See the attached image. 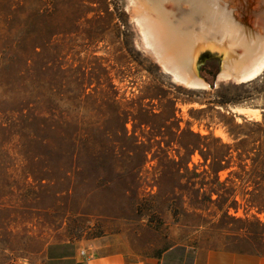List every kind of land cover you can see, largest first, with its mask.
<instances>
[{
  "label": "rangeland",
  "instance_id": "rangeland-1",
  "mask_svg": "<svg viewBox=\"0 0 264 264\" xmlns=\"http://www.w3.org/2000/svg\"><path fill=\"white\" fill-rule=\"evenodd\" d=\"M218 51L201 49L208 87L192 89L130 0H0V264L92 239L140 260L264 255V69L219 81Z\"/></svg>",
  "mask_w": 264,
  "mask_h": 264
},
{
  "label": "bare ground",
  "instance_id": "bare-ground-1",
  "mask_svg": "<svg viewBox=\"0 0 264 264\" xmlns=\"http://www.w3.org/2000/svg\"><path fill=\"white\" fill-rule=\"evenodd\" d=\"M130 3L145 46L163 69L188 88L208 87L198 75V57L209 44L221 53L219 81L247 82L264 69V12L253 16L256 24L249 29L244 26L249 19H240L228 0H130Z\"/></svg>",
  "mask_w": 264,
  "mask_h": 264
},
{
  "label": "crops",
  "instance_id": "crops-1",
  "mask_svg": "<svg viewBox=\"0 0 264 264\" xmlns=\"http://www.w3.org/2000/svg\"><path fill=\"white\" fill-rule=\"evenodd\" d=\"M80 261L85 264H264V255L176 244L153 260H140L133 254L106 246L99 239L52 242L42 252V264H78Z\"/></svg>",
  "mask_w": 264,
  "mask_h": 264
},
{
  "label": "water",
  "instance_id": "water-1",
  "mask_svg": "<svg viewBox=\"0 0 264 264\" xmlns=\"http://www.w3.org/2000/svg\"><path fill=\"white\" fill-rule=\"evenodd\" d=\"M246 1L247 0H244V1L228 0V2H230V5L233 7V9H235L240 19H243L245 16L248 17L249 19H254L255 14H257V12H264L263 11V8H264L263 1L258 2V7H256V9L254 10L249 8V4H247ZM261 3H262V9H261Z\"/></svg>",
  "mask_w": 264,
  "mask_h": 264
},
{
  "label": "trees",
  "instance_id": "trees-1",
  "mask_svg": "<svg viewBox=\"0 0 264 264\" xmlns=\"http://www.w3.org/2000/svg\"><path fill=\"white\" fill-rule=\"evenodd\" d=\"M206 61V60H205ZM205 63V62H204ZM204 63H203V65L202 66H204ZM201 72V71H200ZM212 73V79L214 80V78H215V76H216V74L218 73V70L216 69V71H212L211 72ZM211 87H213V84H211ZM231 102V100H228V101H225V102H221L220 104H227V103H230Z\"/></svg>",
  "mask_w": 264,
  "mask_h": 264
},
{
  "label": "built area",
  "instance_id": "built-area-1",
  "mask_svg": "<svg viewBox=\"0 0 264 264\" xmlns=\"http://www.w3.org/2000/svg\"><path fill=\"white\" fill-rule=\"evenodd\" d=\"M82 255H85V253H84V252H82ZM78 264H85V262H83V261H80V262H78Z\"/></svg>",
  "mask_w": 264,
  "mask_h": 264
}]
</instances>
